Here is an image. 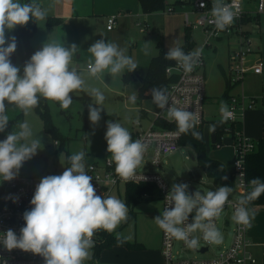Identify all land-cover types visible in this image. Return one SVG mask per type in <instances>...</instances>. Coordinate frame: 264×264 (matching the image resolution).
<instances>
[{
  "label": "clouds",
  "instance_id": "clouds-1",
  "mask_svg": "<svg viewBox=\"0 0 264 264\" xmlns=\"http://www.w3.org/2000/svg\"><path fill=\"white\" fill-rule=\"evenodd\" d=\"M47 15V10L35 0L31 3L0 0V132L6 130L9 122L5 102L15 105L27 116L38 106L40 98L58 102L62 109L67 110L73 103L70 93L74 92H85L94 100L88 104L90 122L97 125L101 119L106 96L100 88L88 87L80 66L73 63L79 50L76 44L65 47L63 42L47 39L25 63L22 75L21 69L11 62L17 43L15 36L9 38L7 33L17 26L27 25L30 20H45ZM211 15L219 31L231 25L235 17L232 6L225 0H212ZM149 43H145V55L150 54ZM87 51L91 57L87 63L89 77L99 78L105 72L117 76L125 68L133 72L138 67L124 49L105 39L96 41ZM201 54L202 49L185 53L181 47L174 46L169 48L164 58L175 60L187 74L194 70ZM151 93L153 103L164 110L169 101L167 89L153 87ZM136 100V95L130 97L133 104ZM186 109L172 103L162 113H166L167 120L176 123L178 134L191 131L193 138L202 140V134L194 130L199 123L197 114ZM220 111L229 114L224 101H221ZM16 127L18 131L8 133L5 139L0 140V182L14 180L24 162L32 159L42 148L41 138L34 135L27 120ZM106 129L104 138L110 154L108 163L115 164V173L119 177L131 179L143 162L146 145L140 139L133 140L128 128L119 122L108 121ZM209 130L214 132L215 127L210 126ZM85 155L84 151H79L68 156V166L62 174L48 175L40 180L30 201L31 209L23 213L25 226L20 229L19 236L12 229L0 233V245L4 249L9 252L19 249L39 255L44 264H85L92 259L96 231L103 229L112 233L127 220L128 206L124 201L115 196L96 194L91 183L93 177L86 172ZM249 183L251 191L237 200L232 215V220L238 225L250 226L254 213L248 205L264 194V181L254 178ZM188 188L187 183L172 184L165 197L166 204L171 207H164L154 219L155 223L170 237L183 241L188 248L199 247V237L193 235L196 232L202 233L208 244L220 245L223 235L215 220L230 203L233 188L221 186L203 194L200 190L189 194ZM193 212V221L187 223ZM128 239L131 237L116 235L118 244Z\"/></svg>",
  "mask_w": 264,
  "mask_h": 264
},
{
  "label": "rangeland",
  "instance_id": "rangeland-1",
  "mask_svg": "<svg viewBox=\"0 0 264 264\" xmlns=\"http://www.w3.org/2000/svg\"><path fill=\"white\" fill-rule=\"evenodd\" d=\"M29 1L30 3L33 2V0ZM65 1L66 0H62L61 3ZM35 2L46 9L47 12L48 10L52 12L55 8V0H35ZM74 3L79 5L80 8L82 3H86L87 6L85 7V11L89 12L86 14H91V0H74ZM255 5V1L252 0L251 3L245 4L244 7L250 11H255ZM59 6L62 7V5ZM106 6L107 4L105 3V7ZM94 9L95 11L100 10V7ZM114 13L120 17L117 19V22L121 19L123 24L116 25L112 31L106 30V18H101L99 15H92L77 20L75 23L74 20H71L68 26L63 23L62 27L64 28H61L62 31L59 30V28L54 30L52 26H48L46 19L37 21L36 31L30 40L31 45L33 47L43 46L47 39L49 41L56 40L58 42H63L65 47L76 44L79 50L73 58V63L80 66V70L84 74L86 85L88 87L100 88L105 94L106 100L103 104L104 111L101 112V119L97 125H93L89 120L88 104L94 103V100L85 92L70 93L73 103L67 110L62 109L56 102L48 100L51 122L59 131V135L57 136H54L50 131L44 128L43 119L34 109H32L27 116L23 113V121L27 120L32 127L34 135L41 138L42 148L37 150V154L32 159L24 162L21 167L22 175L31 176L41 173L49 175L62 174L66 167L67 157L79 151L85 152V160H93L101 163L106 157L110 156L107 152V142L104 138L108 121L112 120L119 122L124 127L128 128L130 132L136 133L149 127L150 119L155 117L159 112V108L153 103L152 98L145 97L142 99L141 103L136 100L133 104L130 101V97L137 94L136 89L140 80L139 76L145 73V69L151 57L158 53L159 47L157 43L161 40L162 47L165 50H169L170 47L174 46L169 44L170 33H168L167 39L164 41L163 19L168 14L162 9L156 10L146 19V14L139 8L138 13L129 17L122 18L123 16L119 11ZM49 14L51 16L53 15V13H48V15ZM176 14L179 16L182 26L184 27L182 14H179V12H176ZM176 14L170 17H175ZM190 18L193 19L194 15L191 14ZM144 20L146 23L143 22ZM139 22H141V25L136 26L135 23ZM85 27L90 31L91 37L89 38H82L79 34V29ZM262 27H264V25H262ZM247 29L250 31V46L254 49H257V46L260 47L262 54L260 59L262 65H264V32H257L253 24H248ZM170 30L171 26L169 25L166 31L170 32ZM184 35L185 29L183 28L181 43L184 41ZM190 35L195 42V47L198 48L202 42L200 30L198 28H193L190 31ZM100 39H105L106 42L116 43L121 49L125 50L127 56L131 57L137 63L138 67L135 71L131 72L132 75L128 81L125 82L123 79V74L128 71L127 68L124 69L122 74L117 76H112L107 72L101 74L99 78L89 77L87 75L86 66L91 58L87 50ZM147 42H151L148 44V48L150 49L149 55H145L143 51L145 43ZM179 44L180 43L176 46H179ZM234 44L235 42L232 39L214 41L212 45L215 46V50L209 48L204 51L206 94L204 100V116L206 122L203 125V131L205 134L206 152L211 156H221L226 161V168L230 170L233 169L234 165L231 134L222 131L218 135L216 144L212 145L207 140V133L211 125L209 120L221 118L220 96L224 90V76L220 64L225 67L226 71L228 51ZM13 64L21 69L22 75L23 62L18 54H16ZM144 110L147 112V116L142 115V113L144 114ZM161 114L163 116L166 115L165 113ZM262 115H264V105L259 104L253 111L245 114L243 121L235 125V130L240 131L241 134L248 139H264V121H262ZM137 120L140 124L136 123ZM150 154L151 152L149 151L144 157L145 160L142 164L148 160ZM148 170L151 173L158 174L170 190L173 183H187L203 192L209 190L215 191L218 187L222 186L213 184L197 164L194 151L186 146L179 145L177 150L164 155L159 165L148 166ZM110 195L124 201V184L119 183L113 187L108 196ZM239 198L240 195L235 190H233L229 196V199ZM133 211L134 217L128 221L126 220L127 222H121L114 231L115 234L120 233L124 237H131V239H128L129 241H136L144 244L147 250L143 253H148L150 255L151 253L149 252L159 249V255H161V257L157 256V259L161 260V264H166L162 252V229L158 227L154 220L163 211L162 199L138 203L133 208ZM194 215L195 212L192 213V219ZM224 218L227 220L226 224H224ZM253 223L254 221L252 220L251 224ZM257 223L262 234H264V213H260ZM233 226L234 221L232 220V215L228 210H223L221 215L217 218L216 225L223 235V242L220 245L211 244L207 253H200L194 249L192 250L191 248L183 246L181 241L175 239L172 249V262L178 259L206 260L217 257L219 253L226 250L230 245L233 235ZM261 241V244L264 245V236H262ZM130 250L141 251L139 249ZM91 251L93 252V249ZM104 253L103 255L105 256H102L101 260L90 259L87 260L85 264H112L107 261L109 260L108 252L105 251ZM106 258L107 260H105ZM117 260H120V255L117 257ZM141 260L144 261V258H141Z\"/></svg>",
  "mask_w": 264,
  "mask_h": 264
},
{
  "label": "built area",
  "instance_id": "built-area-1",
  "mask_svg": "<svg viewBox=\"0 0 264 264\" xmlns=\"http://www.w3.org/2000/svg\"><path fill=\"white\" fill-rule=\"evenodd\" d=\"M252 0H225V3L232 6L235 13L234 20L225 30L219 31L213 23L211 15L212 0H164L163 11L165 13L180 12L183 16V22L186 28H198L202 35V42L198 48L193 46L191 51L202 49V54L198 64L191 73H185L175 61L172 65L165 68V73L173 80L168 83L166 89L169 95V101L164 110L159 108V112L150 120L149 127L133 133L132 139H140L146 145L144 157L150 151L151 154L148 160L137 168L135 175L128 180L119 177L115 173V164H109V157H106L103 162L99 163L93 160L86 161V172L92 176L91 183L93 184L96 194L107 197L112 188L119 183L152 181L158 185L163 193L162 202L164 207L167 205L165 197L170 191L164 180L156 173H151L148 166H157L161 162V158L169 153L174 152L179 147V139L181 134L178 130L164 128L160 126L156 120L169 121L161 113L171 107L175 103L177 107L187 108L189 112H195L198 116L199 123L203 125L205 117V57L204 51L212 48L214 41L223 39H232L235 44L228 51L227 70L225 71V82L231 86L241 84L245 77L250 74H261L264 71V65L261 59L250 60L252 54H255L254 48H251L250 31L247 25L252 23L258 30L264 31L261 25V18L264 17V0H254L256 3L255 11H250L244 7ZM201 4L204 7H201ZM194 15L191 19L190 15ZM246 16H251L253 19L244 21ZM116 24V15H110L107 18L106 29L111 30ZM141 22L136 23L140 26ZM190 51V52H191ZM87 67V66H86ZM264 105V94L260 96H249L243 90L231 94L226 102L229 114L221 113L222 120L227 123H240L247 110L256 107L257 104ZM166 114V113H165ZM140 124V122H138ZM225 132H231L226 126ZM234 142L232 143L234 165L233 175L235 190L240 197L251 191L250 181L246 178L245 158L246 155L255 148L254 140L244 137L240 131L233 130ZM143 157V161L145 158ZM89 165L91 167H89ZM68 164H66V167ZM65 170V169H64ZM49 174L41 173L31 176L19 174L12 181L0 182V233L12 229L17 236L20 234V229L25 226L23 213L30 210L31 198L34 194L36 185L40 180ZM203 194V192H201ZM15 200L16 202H13ZM238 199H229L230 203L226 204L224 210H228L231 215L234 213L235 204ZM193 221L192 214L189 215L187 223ZM227 220L224 218V224ZM217 225V219L215 220ZM248 226L238 225L234 222L233 235L230 245L226 250L219 253L213 259L195 260V259H178L172 262L173 259V244L174 238L170 237L162 230V252L166 264H260L254 256L251 245L252 242L248 237ZM194 236L199 237V247L194 249L198 252L202 247H207V250L200 253H207L211 244L205 242L202 238V233L196 232ZM96 242L95 236H93ZM183 246H186L181 241ZM193 250V249H192ZM7 261V264H44L41 256L30 252H23L19 249H14L11 252L4 249L0 245V264Z\"/></svg>",
  "mask_w": 264,
  "mask_h": 264
},
{
  "label": "trees",
  "instance_id": "trees-1",
  "mask_svg": "<svg viewBox=\"0 0 264 264\" xmlns=\"http://www.w3.org/2000/svg\"><path fill=\"white\" fill-rule=\"evenodd\" d=\"M20 2L30 3L29 0H20ZM139 4L141 10L143 12L148 13L163 9L164 0H139ZM252 19L253 18L251 16H246L244 18V21H249ZM60 21L61 18L59 17L47 15L46 23L48 24V26L57 25ZM36 25L37 21L30 20L27 25L17 26L14 30H12V32L10 31L7 33V36L9 38L15 36L17 43L16 51L10 57L12 63L15 59L16 54H18L23 62L24 67L25 63L30 59V57L36 51L42 48V46L33 47L30 43L31 38L36 31ZM194 45L195 43L190 35V29L186 28L184 41L179 47H181L185 53H188L191 51ZM157 46L159 47V51L157 54L151 57L147 65L146 73L142 77L141 84L137 89L136 96L137 101L139 103H141L142 99L145 97L152 98L151 89L153 87L166 89L168 83L173 80L172 76L169 77L166 75L165 68L168 65H172L175 60H167L164 58L168 50H165L162 47L161 40L157 43ZM130 76V72H125L123 74L124 81H128L130 79ZM232 87L233 86L225 82V89L220 96L221 101L224 100L223 98L228 97V92ZM5 103L7 115L9 116V122L6 130L4 132H0V140L5 139L8 133L12 131H18L19 129L16 127V125L23 122V112L18 109L15 105L8 104L7 102ZM56 103L59 104L58 102ZM34 110L43 119L44 128L47 131H50L54 136L59 135V131L51 122L48 100L40 98L38 106H36ZM156 122L164 128H171L177 130V125L174 121L156 120ZM211 122L212 126L215 127L217 139L219 133H221L226 126L231 130V132H233L235 128L234 123H227L222 119H214L211 120ZM194 130L202 134V140H197L193 138L190 131L187 134H181L178 144L181 146L189 147L194 151V157L197 164L203 170L206 176L213 182V184H219L222 186H228L233 188L235 184L233 171H227L222 161L210 156L206 152V144L202 125H196ZM131 134L133 135L132 132ZM216 142L212 145L216 144ZM254 143L255 148L253 149V151L249 152L245 158L246 178L249 181L254 178H259L261 181H264V139L260 138L254 140ZM19 174H21V169L19 170ZM223 177H227V179H223ZM162 197V191L160 190L158 185L152 181L125 183L124 202L129 209L127 221L134 217L133 208L138 203L162 199ZM250 204H264V194H262L258 199L252 201ZM116 235L117 234H115V232L109 233L103 229L97 230L94 235L96 242L93 247L92 259L97 260L100 252L103 249L109 248L113 245L125 246L128 249H142L144 247L143 244L140 242H132L129 240H126V242H124L123 244H118L116 240Z\"/></svg>",
  "mask_w": 264,
  "mask_h": 264
},
{
  "label": "crops",
  "instance_id": "crops-1",
  "mask_svg": "<svg viewBox=\"0 0 264 264\" xmlns=\"http://www.w3.org/2000/svg\"><path fill=\"white\" fill-rule=\"evenodd\" d=\"M61 1L62 0H55L54 10H52V12H50L51 10H48V13H53V15H52L53 17L61 18V21L57 25L52 26L54 28V30H57L56 28H59V30H61V31H62L61 28H64V27H62L63 23H65L68 26L71 23V20H74V23H75L77 20L87 18V17H90L92 15H95V16L99 15V16H101V18H106V22H107L108 16L116 15L115 26L120 25L122 23V20L120 19L117 22V19L120 17H119V15L115 14L114 12H116V11H119V13L121 12L120 14H122V16H123V17L122 16L121 17L124 18V17H129L131 15H135V13H138V8L141 9L140 4H139V0H91L92 12H91V14H86V13H89V12L85 11V7L87 6L86 3H82L81 8H80L79 5L74 3V0H66L64 3H61ZM105 3L107 4L106 7H105ZM59 5H62V7H60ZM98 7H100V10L95 11L94 8L97 9ZM143 13L146 14V19H148L152 12H148V13L143 12ZM167 14L168 15H166V17L163 19V22H164V24H163L164 41H166L167 35H168V33H170L169 44L176 46L178 43H180L179 44V46H180L183 43V42L182 43L180 42L181 37L183 35V28L186 30V27H185V25H184V27L182 26V23L179 19V16L176 14V12L175 13H167ZM173 14H176V16L171 18L170 16H174ZM179 14H180V12H179ZM143 22L146 23L145 20ZM249 24H252V23H249ZM169 25L171 26V30H170V32H167L166 30L168 29ZM261 25H264V17L261 18ZM115 26L111 30H108V29H106V30L112 31L115 28ZM254 29L259 33L264 32L262 30H257V28L255 26H254ZM79 34L82 38L91 37L90 31L87 27L79 29ZM174 46H172V47H174ZM256 48H257L255 50L256 52H255V54H252L250 60H257V59L261 58L262 54L260 51V47L257 46ZM213 50H215V49H213ZM227 63H228V60L226 61V66H227ZM220 68H221V71H222L223 76H224V89H225V74H224L225 73V67L222 64H220ZM146 69H147V67H146ZM146 69H145V73H146ZM126 72H129V71H126ZM145 73L143 75L139 76L140 80H139V84L137 86V89H138L139 85L141 84L142 77L145 75ZM131 75H132V73H131ZM137 89H136V91H137ZM242 90L249 96H259V95L264 94V71H262L261 74H253V73L248 74L245 77V79L242 81L241 84L235 85L229 90L227 96L229 97L231 94L238 93ZM228 97L223 98L224 99L223 101L225 103L227 102ZM259 104H261V103H259ZM259 104H257V105H259ZM257 105H256V107H257ZM256 107L247 110L245 112V114L253 111ZM245 114H244V116H245ZM142 115L147 116V112L144 110V114L142 113ZM152 119L153 118H151L150 120H152ZM243 119H244V117H243ZM243 119H242V121H243ZM211 120H214V119H211ZM211 120H209L211 123L210 126H212ZM262 121H264V115H262ZM205 122H206V119L204 120L203 125L205 124ZM203 125H202V127H203ZM215 133H216V130H215ZM203 134H204V131H203ZM229 134H231V144H232L234 142V135L232 132H230ZM207 136H208L207 140L209 141V143L213 144L211 142V139H210V130L208 131ZM204 138H205V134H204ZM216 140H217V134H216ZM212 157L217 158L218 160L222 161L224 164V167L227 171H232V170L226 168V166H225L226 161L221 156L214 155ZM262 206H264V204H249L248 205V208L250 209V211L254 213V217L252 219L254 221V223L250 224V226H248L247 233H248V237H249L250 241L252 242L251 250H252L254 256L257 258L259 263L264 264V262H262V261H264V251H262V250H264V245L261 244V242H262L261 239H262V236H264V234H262L261 229L259 228V225L257 223V220H258L260 213H264V207H262ZM143 246H144V244H143ZM127 250L128 249L125 246L113 245L109 248L103 249L99 254L98 260H101L102 256H105L103 254H105L104 252L106 251V252H108L109 260H107V258L105 260L109 261V263H112V264H161V260L157 259V256L161 257V255H159V253H160L159 249H155V251L149 252V253H151L150 255L148 253H143V252H145V250H147L145 248V246L142 249H139L141 251H133L130 249H129L130 251L129 250L127 251ZM153 252H156V253H153ZM119 255H120V260H117V257ZM133 258H134V260H133ZM141 258H144V261H142Z\"/></svg>",
  "mask_w": 264,
  "mask_h": 264
},
{
  "label": "water",
  "instance_id": "water-1",
  "mask_svg": "<svg viewBox=\"0 0 264 264\" xmlns=\"http://www.w3.org/2000/svg\"><path fill=\"white\" fill-rule=\"evenodd\" d=\"M210 139H211L212 143L216 142V133H215V131L214 132H210ZM196 191H197V189L193 185H189V188H188L189 194H194ZM200 191L203 192L202 190H200ZM205 250H207V247L204 246L199 251L200 252H204Z\"/></svg>",
  "mask_w": 264,
  "mask_h": 264
}]
</instances>
